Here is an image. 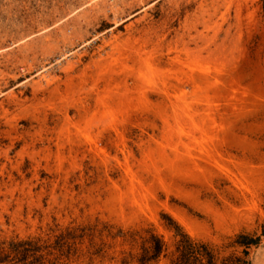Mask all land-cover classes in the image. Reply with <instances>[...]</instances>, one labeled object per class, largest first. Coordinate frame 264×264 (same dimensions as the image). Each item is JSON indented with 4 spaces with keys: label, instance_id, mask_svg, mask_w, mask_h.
Here are the masks:
<instances>
[{
    "label": "rangeland",
    "instance_id": "obj_1",
    "mask_svg": "<svg viewBox=\"0 0 264 264\" xmlns=\"http://www.w3.org/2000/svg\"><path fill=\"white\" fill-rule=\"evenodd\" d=\"M178 233L264 264V0H0V264Z\"/></svg>",
    "mask_w": 264,
    "mask_h": 264
},
{
    "label": "trees",
    "instance_id": "obj_2",
    "mask_svg": "<svg viewBox=\"0 0 264 264\" xmlns=\"http://www.w3.org/2000/svg\"><path fill=\"white\" fill-rule=\"evenodd\" d=\"M181 240L177 244V252L179 253L178 257L174 261L173 264H214V256L211 251H209L207 246L204 245H196L194 244L187 235H182ZM240 244L245 246L257 245L259 243V238H249L241 236ZM155 257L158 256L162 252V244L158 241L155 247ZM148 259H142L144 262ZM238 262H243L244 264H248L246 261H242L240 259L236 260ZM233 264V263H230Z\"/></svg>",
    "mask_w": 264,
    "mask_h": 264
}]
</instances>
